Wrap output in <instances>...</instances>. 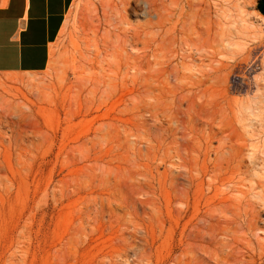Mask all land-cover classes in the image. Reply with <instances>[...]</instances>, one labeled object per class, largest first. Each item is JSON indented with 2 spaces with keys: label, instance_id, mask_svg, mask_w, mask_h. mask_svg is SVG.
I'll return each instance as SVG.
<instances>
[{
  "label": "rangeland",
  "instance_id": "rangeland-1",
  "mask_svg": "<svg viewBox=\"0 0 264 264\" xmlns=\"http://www.w3.org/2000/svg\"><path fill=\"white\" fill-rule=\"evenodd\" d=\"M165 1L172 23L104 85L80 87L97 0H75L44 72L0 74V240L30 219L31 264L51 240L55 264H179L189 245L191 264H264L260 0Z\"/></svg>",
  "mask_w": 264,
  "mask_h": 264
},
{
  "label": "bare ground",
  "instance_id": "bare-ground-1",
  "mask_svg": "<svg viewBox=\"0 0 264 264\" xmlns=\"http://www.w3.org/2000/svg\"><path fill=\"white\" fill-rule=\"evenodd\" d=\"M171 2L172 1H169V3H167L165 0H97L95 4L91 3L93 7L89 3L87 5L88 9L89 5L91 6L90 9H92L90 10L91 16H88L89 21L91 19V33L88 30L84 32L87 33L88 31L91 35H89L90 38L88 37L90 41L86 40L88 38L85 39L87 45L84 47L87 49L86 52L91 58L88 57L86 60L87 62L85 63H87L86 66L88 65L91 68L97 66L98 69L97 73L94 74L87 70L89 69L88 67L85 70L83 69L84 73L86 71L88 72H86V76H84V74L82 75L83 72H81V75L83 76L81 78L79 77L81 81L93 85V88L99 85H104V78H107L108 81L111 80V77L107 73H112V65L117 64L118 53H125L129 60H132L134 56L129 54L127 49L130 48L133 51V47L140 42L145 48H150V45L159 35L157 32L159 31L158 29H162V25H165L167 22L172 23L171 13L169 11V5L172 4ZM129 17L142 18L144 19V22H142V24L134 25L128 20ZM182 19L183 13L180 12L176 24H173V28L174 31L176 29L180 35L186 36V25ZM179 26L180 29L178 28ZM155 29L156 32H153ZM85 35L87 36L88 34ZM79 40L81 39L79 38ZM181 41H183L182 38ZM84 82L81 85L79 84L80 87L85 86ZM2 181L3 180L0 178V188H6L7 184L5 183V186ZM2 219L4 218L2 217ZM31 230L32 228L29 219L22 228L17 230L16 234L10 233L11 235L8 238L0 240V264H31V261H33L32 259L35 258L34 255L32 258L31 254ZM188 248L183 250L176 260L177 263L191 264L190 260H186V257L189 256L188 254L190 253L192 254V259L196 260V256L193 254V246L189 245ZM48 253L50 264H55L53 240H51ZM110 258L108 264H118L115 257V259L112 257Z\"/></svg>",
  "mask_w": 264,
  "mask_h": 264
},
{
  "label": "crops",
  "instance_id": "crops-1",
  "mask_svg": "<svg viewBox=\"0 0 264 264\" xmlns=\"http://www.w3.org/2000/svg\"><path fill=\"white\" fill-rule=\"evenodd\" d=\"M75 0H4L0 6V74H39Z\"/></svg>",
  "mask_w": 264,
  "mask_h": 264
},
{
  "label": "water",
  "instance_id": "water-1",
  "mask_svg": "<svg viewBox=\"0 0 264 264\" xmlns=\"http://www.w3.org/2000/svg\"><path fill=\"white\" fill-rule=\"evenodd\" d=\"M264 3V0H260ZM261 13L264 15V6L261 8Z\"/></svg>",
  "mask_w": 264,
  "mask_h": 264
},
{
  "label": "flooded vegetation",
  "instance_id": "flooded-vegetation-1",
  "mask_svg": "<svg viewBox=\"0 0 264 264\" xmlns=\"http://www.w3.org/2000/svg\"><path fill=\"white\" fill-rule=\"evenodd\" d=\"M264 6V3L262 1H260V10L261 8Z\"/></svg>",
  "mask_w": 264,
  "mask_h": 264
}]
</instances>
